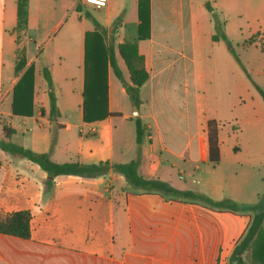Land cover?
Returning a JSON list of instances; mask_svg holds the SVG:
<instances>
[{
	"label": "crops",
	"instance_id": "crops-1",
	"mask_svg": "<svg viewBox=\"0 0 264 264\" xmlns=\"http://www.w3.org/2000/svg\"><path fill=\"white\" fill-rule=\"evenodd\" d=\"M150 10V37L139 39L138 0H108L104 6L85 0H29L28 23L21 30H17V0H0V136H5L4 125L12 127L9 140L50 151L58 162H126L137 156L135 117L140 115L149 136L140 174L218 200L257 203L264 194V96L244 78L232 96L227 82L224 98L207 85L209 73L213 79L221 75L228 81L230 67L233 75L238 67L231 63L225 42L213 41L212 18L209 34L223 53L209 60L199 55L201 26L192 0H150ZM86 12L108 28L107 36L122 15L115 42L137 41L145 56L150 76L140 88L139 114L136 108L133 113L136 104L108 66L109 111L120 115L83 120L85 38L95 29ZM158 15L166 22L159 24ZM171 15L175 25L168 22ZM252 45L264 53L258 43ZM20 54L25 64L17 70ZM263 56L258 68H246L264 91ZM38 60L44 65L37 66ZM117 61L131 82L118 53ZM30 65L34 66L33 114H15L14 86ZM44 68L50 71L52 88ZM41 74L44 82L39 81ZM51 89L59 110L54 120L49 116ZM61 95L75 100L77 118L68 119ZM237 105L242 107L239 121L227 122L230 106ZM209 119L219 123L217 163L209 159ZM24 159L0 148V212L29 209L32 213L29 238L0 232V264H229L253 216L250 210L215 209L199 200L147 192L116 172L98 177L58 175L53 188L45 192L47 173Z\"/></svg>",
	"mask_w": 264,
	"mask_h": 264
},
{
	"label": "trees",
	"instance_id": "trees-1",
	"mask_svg": "<svg viewBox=\"0 0 264 264\" xmlns=\"http://www.w3.org/2000/svg\"><path fill=\"white\" fill-rule=\"evenodd\" d=\"M28 2L29 0H17L18 23L17 30L24 29L28 23ZM211 13L214 22L213 41L222 40L228 45L230 41L224 28V20L219 16L210 1L205 3ZM80 10V6L78 7ZM95 25L93 31L86 33L85 38V84L84 100L82 104L83 120L87 122L103 119L109 115H120L117 112H110L108 105V83L107 69L111 66L116 77L121 81L130 100L140 105V88L148 80L149 71L145 66V56L139 51L137 41L123 40L115 42V32L121 22L122 15H119L113 22L108 35V28L103 26L96 17L86 12ZM138 37L147 39L151 30L150 0H138ZM255 35L247 38L244 46L256 43ZM117 53L124 60L130 74L131 82H128L117 61ZM25 58L20 54L17 60V70L23 67ZM43 75L49 87H53L51 74L48 68L43 69ZM34 85V66L30 65L22 74L14 86V100L12 105L13 113L21 115H32V93ZM258 90L264 96L263 89L255 83ZM44 113V109H41ZM49 116L55 119L59 116L56 96L51 89L49 91ZM55 125L54 128H56ZM209 141V159L213 163L220 160L219 147V123L216 119H209L206 124ZM147 130L140 115L135 117L136 131V152L137 156L126 162H111L101 160L99 162L64 161L58 162L51 156L50 151L39 152L30 147L12 142L8 137L14 129L3 126L5 136H0V148L37 163L46 173L44 181L45 192L50 191L54 186V179L58 175H79L83 177H98L109 172L122 174L133 186L147 192H158L172 198H190L203 202L205 205L215 209H225L235 212L252 211L253 216L244 236L236 244L230 256L229 264H264V194L257 203H239L230 198L214 199L203 192L193 190H181L169 182L159 178H147L139 173L138 167L141 159L142 149L145 143V132ZM56 131H53L52 145L55 142ZM32 213L29 209H21L8 213L0 212V232L15 235L21 238L31 236ZM250 251V252H249ZM249 253V259L245 255Z\"/></svg>",
	"mask_w": 264,
	"mask_h": 264
},
{
	"label": "rangeland",
	"instance_id": "rangeland-1",
	"mask_svg": "<svg viewBox=\"0 0 264 264\" xmlns=\"http://www.w3.org/2000/svg\"><path fill=\"white\" fill-rule=\"evenodd\" d=\"M205 1L207 0H192L195 7L197 21L201 26V29L197 32L199 55L209 60L208 57H211L216 53L222 54L223 52L220 51L222 50V48L221 47L218 48L216 43L212 42L211 40L209 31L211 28L210 26L212 24L211 22L212 17H211V13L207 11L206 8L204 7ZM210 1L213 3L219 16L224 20V23L226 24V34L230 41V45L225 43L227 45L224 44V46L225 48L226 46L229 47L231 63L234 64L236 68L238 67L237 70L239 71V74H237V70H236L235 74L233 75L232 74L233 67L231 66L228 81L222 79L221 75L213 79L212 73L211 75L209 73V77L206 80L207 85L213 86V88L216 90L218 98H224L227 95L225 91L226 88L225 84L227 82L229 85L228 91H230L231 96L233 95V93L237 92V89L242 85V80L239 79L244 78L245 81L249 82L250 84L252 82V84L256 86L252 79L251 74H249V72L247 71L246 65L251 69L258 68L261 65V58H262L261 55H263L264 53H261L258 46L257 47H255L254 45H252L251 47L244 46V42L247 38L255 35V39L257 40L256 43H258L259 46L264 48V0H210ZM156 20L159 24L166 22V20H164L163 16L161 15H158ZM168 22L175 25L177 21L176 18H174V15L169 16ZM225 24H224V28H225ZM180 35H178L177 38L182 37ZM185 38L188 39L189 35L185 36ZM41 63L42 62L38 60L37 66L44 65ZM217 73L218 72L216 71L213 72V74L218 76L219 74ZM262 77L264 79V75ZM43 78L44 77L41 74L39 77L40 79L39 81L44 82ZM62 89L66 90L67 88L62 86ZM125 98L126 100H128L127 97ZM61 101H62L61 102L62 108L64 109L65 113L69 115L68 119H70V117L72 119L77 118L79 111L75 100L74 99L70 100V97L66 95L64 96L61 95ZM132 106H133L132 111L134 113L135 105ZM240 108H242L240 107V105L230 106L227 113L229 118H226L227 122L230 121L231 123L234 124L239 121V115L242 114ZM223 112L225 114V111ZM64 115L65 114L62 113L61 115V117H63L62 119L65 118ZM229 136L232 143L236 144L234 135L230 133ZM37 166L40 170H42L39 167V165ZM259 200L257 202H259ZM261 204H264V200L261 201ZM245 258L249 259V253L245 255Z\"/></svg>",
	"mask_w": 264,
	"mask_h": 264
},
{
	"label": "built area",
	"instance_id": "built-area-1",
	"mask_svg": "<svg viewBox=\"0 0 264 264\" xmlns=\"http://www.w3.org/2000/svg\"><path fill=\"white\" fill-rule=\"evenodd\" d=\"M90 4H94L96 6H104L107 4L108 0H85Z\"/></svg>",
	"mask_w": 264,
	"mask_h": 264
},
{
	"label": "water",
	"instance_id": "water-1",
	"mask_svg": "<svg viewBox=\"0 0 264 264\" xmlns=\"http://www.w3.org/2000/svg\"><path fill=\"white\" fill-rule=\"evenodd\" d=\"M134 107H135L136 110H137V114H139L138 106L135 105ZM145 143H146V144H149V136H148V132H147V131L145 132Z\"/></svg>",
	"mask_w": 264,
	"mask_h": 264
}]
</instances>
